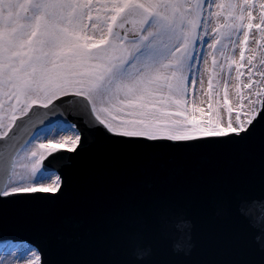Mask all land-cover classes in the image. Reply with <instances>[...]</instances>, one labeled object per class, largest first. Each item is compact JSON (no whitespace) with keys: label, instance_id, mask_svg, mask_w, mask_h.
<instances>
[{"label":"snow or ice","instance_id":"6c2138e0","mask_svg":"<svg viewBox=\"0 0 264 264\" xmlns=\"http://www.w3.org/2000/svg\"><path fill=\"white\" fill-rule=\"evenodd\" d=\"M258 6L254 23V0H0V197L62 189L50 165L64 158L63 150L80 146V125L68 123L24 143L17 135L66 106L85 123L129 140L247 134L264 115V0ZM252 29L259 38L247 55ZM233 71L242 101L234 124L227 99ZM205 76L210 111L212 91L219 93L223 82L226 127L219 115L207 125L198 122L202 109L188 107L189 88L194 97ZM61 134L67 135L57 140ZM255 207L242 212L251 215ZM29 253L39 264L33 249L18 250L15 259H32Z\"/></svg>","mask_w":264,"mask_h":264},{"label":"water","instance_id":"95a60500","mask_svg":"<svg viewBox=\"0 0 264 264\" xmlns=\"http://www.w3.org/2000/svg\"><path fill=\"white\" fill-rule=\"evenodd\" d=\"M66 107L17 135L80 125V146L50 165L62 189L0 197V242L33 244L40 264H264V115L240 137L153 142Z\"/></svg>","mask_w":264,"mask_h":264},{"label":"rangeland","instance_id":"374dc122","mask_svg":"<svg viewBox=\"0 0 264 264\" xmlns=\"http://www.w3.org/2000/svg\"><path fill=\"white\" fill-rule=\"evenodd\" d=\"M242 36L243 35L241 33L240 38H242ZM249 46H250V44L246 46V54L247 55L251 54V52H247V48H249ZM235 59H237V60L240 59L239 45L238 44H237V48H236ZM209 65H210V62H209ZM244 71L246 72L247 69L245 68ZM235 75H236V73H235V71H233L232 80H231L230 86L228 88V96H227V99L229 101L228 106L232 107V109H233V113H232L233 124L235 123V119H236V110L239 108L240 104L242 103L240 96H238L237 92H236L237 81L235 80ZM257 79H258V77H257ZM242 82L247 83L246 75L244 77H242ZM209 92H210V90L208 89L207 76H205L203 88H201L199 84H197L195 86V96L194 97H193V89L191 87L189 88V93H188L189 104H188V107H189V109H191V107L195 106V107L202 109V111L197 112L195 114L198 122H201V123L207 125L208 121H209V117H212V119L215 120L217 115H219V117H221V119L223 121L222 126L226 127L227 122H228V114H227L226 108L224 107V104H223V101L225 99L223 82L221 83L219 93L212 91V99H211L212 110L211 111L209 110V107H208V105L210 103ZM241 95L247 96V90H244L241 88ZM193 99L195 100L194 104L192 103ZM217 102L219 103V108L217 107ZM243 103L246 104V100L243 101ZM168 111L174 112L175 109L170 108V109H168ZM121 118L122 117H117V122H119V120ZM180 118L182 119L183 117H180ZM66 125H67V123H64L62 121L55 122L49 126H45V127L41 128L36 133H34V135L39 134L42 136H48V135L54 134L59 129L66 127ZM64 135H67V134H61V136H57L56 139L62 140L64 138ZM43 142L46 143V141H43ZM52 179L54 180L55 177H53ZM47 183H51V180L47 181ZM26 248L34 250L33 247H31L27 244H21V243L20 244L19 243L0 244V261H3V264H21V260H17V259H15V257L17 255L18 250L26 249ZM29 256L34 257V255L32 253H29Z\"/></svg>","mask_w":264,"mask_h":264},{"label":"bare ground","instance_id":"6f19581e","mask_svg":"<svg viewBox=\"0 0 264 264\" xmlns=\"http://www.w3.org/2000/svg\"><path fill=\"white\" fill-rule=\"evenodd\" d=\"M254 2L257 4V8L255 9L254 23H258L259 22V13H260V9H259V6H258L259 5V0H254ZM258 38H259V33H257L255 29H252L251 30V42H250V46H249L250 48L255 49L257 47L255 41ZM241 39H243V36H242ZM249 55H251V54H249ZM68 147H71V145H68ZM34 250H35V253H37L39 255V252L37 251V249L35 248ZM21 264H37V262H36L35 256H34V257H32V259L21 260Z\"/></svg>","mask_w":264,"mask_h":264}]
</instances>
